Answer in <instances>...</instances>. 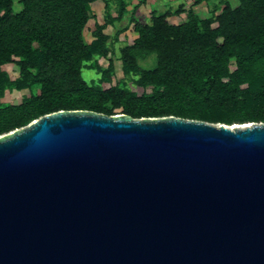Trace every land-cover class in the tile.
I'll use <instances>...</instances> for the list:
<instances>
[{"label":"water","instance_id":"1","mask_svg":"<svg viewBox=\"0 0 264 264\" xmlns=\"http://www.w3.org/2000/svg\"><path fill=\"white\" fill-rule=\"evenodd\" d=\"M0 264H264V123L59 109L0 134Z\"/></svg>","mask_w":264,"mask_h":264},{"label":"trees","instance_id":"2","mask_svg":"<svg viewBox=\"0 0 264 264\" xmlns=\"http://www.w3.org/2000/svg\"><path fill=\"white\" fill-rule=\"evenodd\" d=\"M89 1L0 0V134L59 109L264 123V0H195L178 24L167 19L169 10H151L142 22L127 0H102L103 21H94L87 41ZM201 1L209 2L208 15L195 10ZM124 19L115 39L130 23L137 36L119 47L122 75L115 80L106 29ZM10 63L15 77L4 68ZM84 68L98 76L84 79ZM23 89L20 101L3 100L6 91Z\"/></svg>","mask_w":264,"mask_h":264},{"label":"rangeland","instance_id":"3","mask_svg":"<svg viewBox=\"0 0 264 264\" xmlns=\"http://www.w3.org/2000/svg\"><path fill=\"white\" fill-rule=\"evenodd\" d=\"M128 3L131 1V0H127ZM147 2H151V0H146ZM111 6H114V0H109ZM230 2L234 5L236 4V0H230ZM191 5V4H189ZM203 8L202 9H199L200 11H198V13L202 16H205V15H208L209 13V7H210V4L208 6V8H205L204 7V4H202ZM15 7L18 8L19 7V4L18 2L16 1L15 3ZM86 7L87 9L89 10L90 14H91V17L90 19L88 20L87 22V25H86V28L84 29V36L86 38L87 41H90L92 39V36H91V31L94 27V21H103V15H104V3L102 0H91L89 1L87 4H86ZM159 9H162L160 7V1H159V5L157 6ZM151 8V7H150ZM148 7V5H145V8L142 9V13H141V21L145 22L144 20L148 21V18L150 17V14H151V10ZM154 11H158L156 9H153ZM137 18V17H136ZM127 24V19H124L123 21L121 22H117L115 23L113 26H108L106 31L110 34V44L113 48V56H114V62H115V80L117 78H119L121 75H122V72H121V63L118 59V55H119V47L122 46V45H125L126 43H129L131 42L132 40V23L128 24L131 28L129 34H126L125 36H121L122 39L119 40V39H115V31L117 30V28L121 27V26H124ZM220 41V39H218ZM98 61L101 65L103 66H106L107 64V60L103 57H100L98 58ZM231 68H234V63H233V60L231 62V65H230ZM5 69L8 70V72L10 73L11 77H15L17 76V69L15 67L14 64H7L4 66ZM82 76L84 77V79L86 80H90L91 78H96L98 76V74L96 73V71L94 69H87V68H84L82 70ZM104 87H107L108 86V83H103ZM128 85L130 88L136 90L137 92H140L141 91V87L135 85L134 83H132L130 80H128ZM25 94H28V91L26 89H23V90H12V91H6L4 97H3V100L4 101H7V102H18L21 100L22 96L25 95ZM120 109H116L115 112L118 113Z\"/></svg>","mask_w":264,"mask_h":264},{"label":"crops","instance_id":"4","mask_svg":"<svg viewBox=\"0 0 264 264\" xmlns=\"http://www.w3.org/2000/svg\"><path fill=\"white\" fill-rule=\"evenodd\" d=\"M159 1H160V7L162 9H159L157 7L159 5ZM193 1H195V0H151V2L149 3L146 0H131L127 5V9L131 10L134 6H136L134 14L139 21H141V18L143 16V15L141 16V13H142V9L145 8V5H148L149 8L151 7L150 9H152V10L153 9L158 10V11H156L157 13H162L164 10H169L170 14L168 15L167 19L171 23L178 24V23H181L182 21H184L186 19V10L190 6L189 4H192ZM202 4H204L205 8H208V6H209V2L201 1L200 3L194 5V8L197 12L200 11L199 9L203 8ZM179 5H182L184 7L185 11H180L179 13H176L175 11L177 10V7ZM144 21L146 22V20H144ZM130 28L131 27L128 25L124 31L119 33L118 39L121 40L122 35L125 36L126 34H129V32L131 30ZM132 34L133 35H132L131 40H133L137 36V33L133 29H132Z\"/></svg>","mask_w":264,"mask_h":264},{"label":"bare ground","instance_id":"5","mask_svg":"<svg viewBox=\"0 0 264 264\" xmlns=\"http://www.w3.org/2000/svg\"><path fill=\"white\" fill-rule=\"evenodd\" d=\"M228 1V0H227ZM118 2V1H117ZM108 12V11H107ZM97 24V23H96ZM91 31V30H90ZM91 35H92V33H91Z\"/></svg>","mask_w":264,"mask_h":264}]
</instances>
